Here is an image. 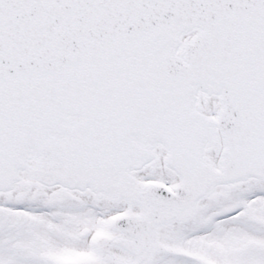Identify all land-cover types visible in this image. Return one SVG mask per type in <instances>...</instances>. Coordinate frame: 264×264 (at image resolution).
<instances>
[{
	"label": "snow or ice",
	"instance_id": "1",
	"mask_svg": "<svg viewBox=\"0 0 264 264\" xmlns=\"http://www.w3.org/2000/svg\"><path fill=\"white\" fill-rule=\"evenodd\" d=\"M0 264H264V0H0Z\"/></svg>",
	"mask_w": 264,
	"mask_h": 264
}]
</instances>
